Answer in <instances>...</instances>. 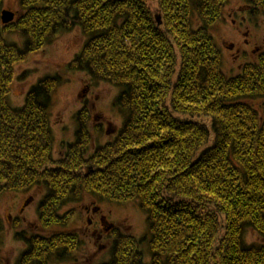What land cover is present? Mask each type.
Instances as JSON below:
<instances>
[{"label": "trees", "instance_id": "16d2710c", "mask_svg": "<svg viewBox=\"0 0 264 264\" xmlns=\"http://www.w3.org/2000/svg\"><path fill=\"white\" fill-rule=\"evenodd\" d=\"M148 1L20 0L24 14L4 25L0 0V196L42 186L47 233L68 225L72 214L61 211L84 193L137 200L149 219L152 264H264V50L229 77L209 32L227 0H156L162 25ZM246 1L264 14V0ZM195 14L203 26L194 27ZM76 25L90 40L72 67L121 88L127 119L91 155L82 115L77 142L56 161L55 80L37 83L20 109L9 95L15 66ZM12 31L24 34L23 49L7 42ZM247 227L263 243L246 245ZM116 239L105 264H143L138 241ZM28 241L18 264H49L77 243L66 232Z\"/></svg>", "mask_w": 264, "mask_h": 264}, {"label": "rangeland", "instance_id": "374dc122", "mask_svg": "<svg viewBox=\"0 0 264 264\" xmlns=\"http://www.w3.org/2000/svg\"><path fill=\"white\" fill-rule=\"evenodd\" d=\"M20 3V0H4L2 7L16 13V22L24 14ZM148 3L151 13L160 18L156 0H149ZM223 11L221 19L210 27L209 32L223 55L226 75L237 76L246 64L259 58L260 52H255V47L264 44V14H256L246 0H229ZM192 23L194 27L203 26L197 14ZM6 40L21 49L26 44L24 34L18 31L8 32ZM89 40L90 35L77 25L61 30L43 48L28 53L24 61L15 66L16 76L9 95V104L14 109L24 107L27 94L41 80L51 78L57 83L49 104L55 148L53 159L56 161L63 157L65 146L77 142L82 115L88 116L85 125H88L87 132L91 137V155L113 142L127 119V113L117 102L121 88L92 77L85 69L72 67ZM200 120L209 124L204 118ZM87 171L85 169L84 173ZM46 194L42 186H37L27 192H8L0 196V257L3 259L0 264H18L21 255L31 248L26 238L64 232L71 234V240L77 243L68 246L64 257L56 252L49 264L108 263L112 256L111 243L118 236H130L138 241L142 263L152 264L149 219L139 201L111 202L95 194L84 193L61 211L72 214L68 225L53 227L47 233L40 224L38 213ZM102 219L108 221V228ZM258 235L254 229L247 227L244 232L246 245L263 243ZM70 252L75 253L68 256Z\"/></svg>", "mask_w": 264, "mask_h": 264}, {"label": "water", "instance_id": "95a60500", "mask_svg": "<svg viewBox=\"0 0 264 264\" xmlns=\"http://www.w3.org/2000/svg\"><path fill=\"white\" fill-rule=\"evenodd\" d=\"M15 13L12 11L5 10L2 12L1 19L3 20L4 24H11L14 21ZM158 23L161 24V19L158 18Z\"/></svg>", "mask_w": 264, "mask_h": 264}, {"label": "bare ground", "instance_id": "6f19581e", "mask_svg": "<svg viewBox=\"0 0 264 264\" xmlns=\"http://www.w3.org/2000/svg\"><path fill=\"white\" fill-rule=\"evenodd\" d=\"M229 0H227V2H228ZM227 4V3H226ZM226 4H225V6L222 8V12H224L223 10H224V8L226 7ZM223 15V14H222ZM156 18H158V15H156L155 16ZM217 24V23H216ZM216 24H214V25H216ZM213 25V26H214ZM264 50V44H262L260 47H258V46H256L255 47V52H259V51H263Z\"/></svg>", "mask_w": 264, "mask_h": 264}, {"label": "flooded vegetation", "instance_id": "af4514ba", "mask_svg": "<svg viewBox=\"0 0 264 264\" xmlns=\"http://www.w3.org/2000/svg\"><path fill=\"white\" fill-rule=\"evenodd\" d=\"M87 211L90 212V209H87ZM102 222L105 223V227H107V226L109 227V226H110V225L108 224V221H105L104 219H102ZM108 227H107V228H108ZM113 229H114V228H113ZM107 230H108V229H106L105 231H107ZM110 230H111V229H110ZM109 232H110V231H109ZM110 233H112V232H110ZM67 234H68V233H67ZM26 240H28V238H26ZM113 240H114V238H113ZM111 242H112V241H111ZM113 244H114V243H113ZM113 244L111 243L112 246H113ZM112 248H113V247H110L111 250H112Z\"/></svg>", "mask_w": 264, "mask_h": 264}]
</instances>
